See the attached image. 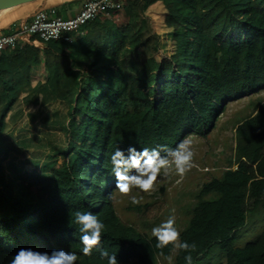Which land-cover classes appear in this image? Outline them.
Here are the masks:
<instances>
[{
  "label": "trees",
  "instance_id": "trees-1",
  "mask_svg": "<svg viewBox=\"0 0 264 264\" xmlns=\"http://www.w3.org/2000/svg\"><path fill=\"white\" fill-rule=\"evenodd\" d=\"M120 1L108 16L87 23L79 36L70 34L90 60L84 69L73 68L61 41L33 37L0 52V137L33 69H40L43 104L64 101L68 106L64 159L52 166L51 177L17 176L28 197H15L0 159L5 264L19 247H63L79 254V234L71 223L76 210L104 222L102 246L117 255L119 264H160L165 256L184 264L183 251L157 249L152 236L118 216L114 197L119 192L108 157L129 143L172 148L189 136L206 137L231 103L264 92V0ZM157 4L163 14L153 25L147 11ZM158 31L163 41L168 35L173 41L171 55L162 51ZM253 107L251 116L234 124V163L203 184L180 232V240L196 245L192 264L214 245L226 253L224 264H264V231L246 247H233L248 216L264 208V101ZM153 209L135 206L138 221L147 220ZM79 264H106V258L94 252L80 256Z\"/></svg>",
  "mask_w": 264,
  "mask_h": 264
},
{
  "label": "rangeland",
  "instance_id": "rangeland-1",
  "mask_svg": "<svg viewBox=\"0 0 264 264\" xmlns=\"http://www.w3.org/2000/svg\"><path fill=\"white\" fill-rule=\"evenodd\" d=\"M43 1L37 0L22 6L32 10L34 5ZM165 31L169 32V30ZM158 34L162 41L161 48H165L162 51L171 55L173 41L169 39V35L163 41L164 37L159 31ZM169 45L171 47L168 51L166 46L169 48ZM44 96L45 94H41L38 88L34 91L29 90L13 108L7 119L6 131L0 137V159L5 179L11 184L17 198L29 196L17 179L19 174L30 172L40 177H51L52 166L64 159L66 140L63 128L68 122L67 113L65 107H60V103L45 106ZM261 101H264V92L231 103L224 113L219 114L215 128L210 134L206 137H187L186 139L191 141L193 157L192 167L183 177L177 176L174 168H170L167 176L158 177L154 182L151 192L140 193L131 190L128 194L116 195L114 205L121 220L133 224L138 232L152 236L151 228L172 212L176 219L175 226L181 232L191 219L192 207L198 201L197 196L203 184L227 171L230 162L234 163L236 147L234 124L240 119L251 116L254 112V104ZM73 159L69 157L66 161L72 162ZM235 168L236 166H232L233 170ZM130 195H136L139 203L131 204ZM147 204L153 206V212L147 220L139 222L138 212L134 208ZM142 212L144 213L145 209ZM263 231L264 208L260 206L248 216L247 226L233 242V247L236 249L246 247ZM225 259L226 253L220 245H214L209 255L196 264H224ZM160 264H168V262L163 261Z\"/></svg>",
  "mask_w": 264,
  "mask_h": 264
},
{
  "label": "clouds",
  "instance_id": "clouds-1",
  "mask_svg": "<svg viewBox=\"0 0 264 264\" xmlns=\"http://www.w3.org/2000/svg\"><path fill=\"white\" fill-rule=\"evenodd\" d=\"M193 151L191 141L182 139L168 148L156 145L152 148H137L134 143L126 147L117 146L108 157L111 168L110 176L114 179V189L121 194H128L131 190L140 193H149L153 190L154 182L158 177L168 175L169 169L174 168L177 176L183 177L192 167ZM129 201L136 205L139 199L130 195ZM71 223L79 234L81 245L79 254L63 247H53L42 251L33 247H19L9 255L6 264H79L80 256H91L98 252L101 258H106V264H119L116 254L109 253L102 246V231L104 222L90 211L76 210L72 214ZM176 219L172 212L166 219L151 228V235L155 240V247L163 249L166 246L179 249L185 253L184 264H192L191 253L195 250V243L180 240ZM168 264L172 258L165 256ZM0 264H5L0 256Z\"/></svg>",
  "mask_w": 264,
  "mask_h": 264
},
{
  "label": "built area",
  "instance_id": "built-area-1",
  "mask_svg": "<svg viewBox=\"0 0 264 264\" xmlns=\"http://www.w3.org/2000/svg\"><path fill=\"white\" fill-rule=\"evenodd\" d=\"M121 6L120 0H87L76 16L64 18L54 9L37 11L29 23L13 24L9 33L0 35V52L22 46L37 37L44 42L61 41L71 46L90 21L108 16L111 10Z\"/></svg>",
  "mask_w": 264,
  "mask_h": 264
},
{
  "label": "crops",
  "instance_id": "crops-1",
  "mask_svg": "<svg viewBox=\"0 0 264 264\" xmlns=\"http://www.w3.org/2000/svg\"><path fill=\"white\" fill-rule=\"evenodd\" d=\"M86 1L87 0H44L41 4L34 5L32 10H29L27 7L22 5L14 7L13 9L11 8L12 10H3L2 12H0L2 13L0 14V35L9 33L13 24L19 25L23 23H29L32 20L34 14L37 11H40V9H45V10L54 9L58 14V16L64 18L74 17L77 15L82 5ZM148 11H150L152 14H149ZM148 11L147 14L151 18L153 25L156 15H158L159 13L163 14V10L161 6H159V4L152 6ZM75 41H76V43L74 42L75 44L73 43L72 46L66 47V51L70 56L73 68L84 69L90 63V60L84 58L85 57L84 52L78 45L79 40H77L76 38ZM39 71L40 69L37 70L33 69L31 82L28 86L25 87L24 93L22 94V97L19 100H22L23 96L27 95L29 90L34 91L35 89L38 88V91L41 92V89L38 87L39 85L42 84V81H40V77H39V73H40ZM55 103H60V107H65L67 113L68 106L64 101H52L45 104V106H49L52 104L54 105ZM12 110L10 111V113L12 112ZM10 113L8 114V117ZM7 119H6V123H7Z\"/></svg>",
  "mask_w": 264,
  "mask_h": 264
},
{
  "label": "water",
  "instance_id": "water-1",
  "mask_svg": "<svg viewBox=\"0 0 264 264\" xmlns=\"http://www.w3.org/2000/svg\"><path fill=\"white\" fill-rule=\"evenodd\" d=\"M37 0H0V11L8 10L20 5L35 2Z\"/></svg>",
  "mask_w": 264,
  "mask_h": 264
}]
</instances>
